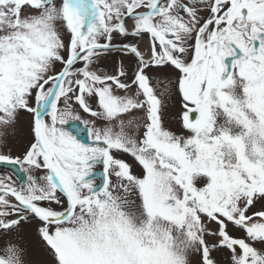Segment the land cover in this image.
Wrapping results in <instances>:
<instances>
[{
    "label": "snow or ice",
    "instance_id": "1",
    "mask_svg": "<svg viewBox=\"0 0 264 264\" xmlns=\"http://www.w3.org/2000/svg\"><path fill=\"white\" fill-rule=\"evenodd\" d=\"M0 166V264H264V0H0Z\"/></svg>",
    "mask_w": 264,
    "mask_h": 264
},
{
    "label": "rangeland",
    "instance_id": "2",
    "mask_svg": "<svg viewBox=\"0 0 264 264\" xmlns=\"http://www.w3.org/2000/svg\"><path fill=\"white\" fill-rule=\"evenodd\" d=\"M8 144L13 147V150L19 148V144L17 143L16 139L9 137L7 140ZM27 248L26 259L31 261L32 264H46L47 256L40 246L38 239L32 237V243H22Z\"/></svg>",
    "mask_w": 264,
    "mask_h": 264
},
{
    "label": "flooded vegetation",
    "instance_id": "3",
    "mask_svg": "<svg viewBox=\"0 0 264 264\" xmlns=\"http://www.w3.org/2000/svg\"><path fill=\"white\" fill-rule=\"evenodd\" d=\"M21 235L23 236V240H21V243H25V244L32 243V237L35 240V234L29 228H26L25 231Z\"/></svg>",
    "mask_w": 264,
    "mask_h": 264
}]
</instances>
